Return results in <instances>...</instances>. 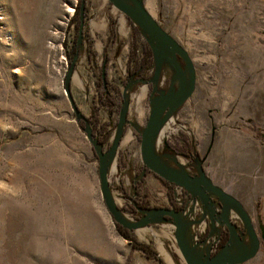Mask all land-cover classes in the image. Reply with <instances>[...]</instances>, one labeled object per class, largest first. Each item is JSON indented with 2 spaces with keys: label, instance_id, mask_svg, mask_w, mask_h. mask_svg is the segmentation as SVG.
I'll return each instance as SVG.
<instances>
[{
  "label": "rangeland",
  "instance_id": "374dc122",
  "mask_svg": "<svg viewBox=\"0 0 264 264\" xmlns=\"http://www.w3.org/2000/svg\"><path fill=\"white\" fill-rule=\"evenodd\" d=\"M95 1L84 0L78 39L79 14L72 21L80 0H0V264H185L172 224H150L125 238L103 199L99 159L86 131L102 154L121 136L107 168L108 186L122 199L115 205L120 213L130 222L140 215L130 208L136 187L151 206L167 207L164 183L149 174L140 180V139L152 102L177 81L165 64L152 82L147 40L107 0L103 8ZM141 2L196 72L194 93L156 133V155L179 167L182 159L190 174L205 171L248 211L264 205V0ZM121 19L127 34L117 26ZM132 51L139 58L151 54L147 80H128ZM105 63L106 81L119 91L111 110L99 98ZM66 83L84 119L74 115ZM244 264H264V248Z\"/></svg>",
  "mask_w": 264,
  "mask_h": 264
},
{
  "label": "water",
  "instance_id": "95a60500",
  "mask_svg": "<svg viewBox=\"0 0 264 264\" xmlns=\"http://www.w3.org/2000/svg\"><path fill=\"white\" fill-rule=\"evenodd\" d=\"M107 1L119 13L130 19L147 40L152 54L154 68L153 78L151 81H157L161 69L165 67V64H168L171 67L170 69L174 71L175 75L173 78L177 81L175 90H170L166 96L153 101L151 104L148 119L140 139V157L143 165L161 180L166 181L169 184H173L179 188H183L192 196H197L207 207V203L210 201L207 192L217 197L222 202L224 207H226V205L232 204V207L237 210L244 222L247 232L246 234L248 236V242L246 243L244 239L240 240L232 226L229 225L224 219L223 223L228 226L230 232V239L228 240L226 246L223 247L215 256L210 257L209 244H206V242L197 243L194 240L195 246H202L204 249L202 253H199V257H194L192 252L195 249L189 247L185 234L186 228L191 224V222H183L181 219L182 215L180 213H176L167 209H154L151 211H146L145 216H143L138 221L128 222L123 220L119 215L120 211L115 208V204L110 198L107 171L105 168V161H112V157H114L116 154L121 136L117 135L111 146V149L107 153L102 154L97 146L99 143L97 141L94 142L90 131H86L88 139L92 143L99 159V182L106 207L113 216L115 223L130 232L135 231L136 229L147 227L150 224H158L159 222L167 221L168 223L172 224L173 228L175 229L173 234L174 240L178 252L180 253V256L185 264H243L248 262L257 253L259 249V241L240 203H238L227 193L213 186L204 176V174H200L199 177L192 178L183 170L180 172L166 167L158 159L154 149V140L157 131L166 123L174 109L184 104L194 93L196 85V72L192 59L189 57L186 50H184L148 14L141 0ZM83 11L84 2L82 1L79 8L80 24L78 30V39L82 38V30L84 25ZM180 61L183 65L180 64ZM74 63L75 55L70 64L69 71L73 69ZM65 95L74 115L77 118L84 119V116L77 109L72 97L70 96L67 83L65 85ZM123 115L124 112L122 113V116ZM120 125L121 123H119V126ZM165 217H169V220H166Z\"/></svg>",
  "mask_w": 264,
  "mask_h": 264
},
{
  "label": "flooded vegetation",
  "instance_id": "af4514ba",
  "mask_svg": "<svg viewBox=\"0 0 264 264\" xmlns=\"http://www.w3.org/2000/svg\"><path fill=\"white\" fill-rule=\"evenodd\" d=\"M105 69H106L105 66H103L101 69V75H100V79L102 81V85L104 88L107 87V82H108L106 81V77H105ZM145 69L143 70L142 73L134 74L132 76L128 75V71H127L128 80H132L136 78L142 81L147 80L146 76L144 75ZM211 139H213V133L211 135ZM210 151H211V148H208L206 150L205 155L203 156L204 162L206 158L208 157V154L210 153ZM198 165H199V162H198ZM188 172H190V168ZM146 174L152 175L153 178H156L157 180H160L162 183H164L165 187L168 188L171 193L168 192L167 193L168 196H166L167 207L166 206L156 207V206H151L149 203L144 201L145 195H143V198H141L139 191H137L138 188L136 187L134 191L135 196L134 198H132L133 205L130 208H131V212L133 213L138 212L140 215L135 220H133V222L138 221L141 219V217L145 216L146 211H151L154 209L172 210L182 215V214L188 213V212H184V210H187V207L189 205L191 206V209H188L187 211H190L189 214H191L190 215V218H191L190 226L199 224L197 225V228L193 232L194 240H196L197 243L206 242V244H209L208 246H209L210 257L215 256L223 247L226 246L228 240L230 239L229 228L225 223H223L224 219L227 221L229 225L232 226V228L235 230V233L239 237L240 240L244 239L246 243L248 242V236L246 234L247 232H246L244 222L242 218L240 217L239 213L237 212V210L234 207H232V204L226 205V207H224L222 202L217 197L207 192V195L209 196L208 198L210 199V201L207 203L208 205L207 207L203 202L200 201V199L197 196H192L187 191H185L183 188H179L173 184H169L166 181L161 180L158 176H156L154 173L146 169L145 166H143V170L141 171V174H140L141 176L140 180H142ZM187 174L192 178L199 177V175L196 173L195 174L187 173ZM204 176L209 180V182L213 186L227 193L232 198H234L238 203H240L242 209L244 210V212L246 213V216L248 217L250 221L253 231L255 232L258 238V241H259L258 251L263 249L264 248V205L258 203L256 205V208L255 209L253 208V211L252 209L248 211V209L244 208V203L232 191H230L229 188L225 189L222 186L215 183V181H213L210 175L206 174L205 171H204ZM200 203L204 205L206 211H204L200 207ZM122 215L123 217H125L124 214ZM165 219L169 220V217H165ZM164 223H168V222L165 221ZM117 226L121 227L120 225H117ZM121 228L127 234L131 233L127 229H124L123 227ZM137 249L142 250L140 248H137ZM257 253L255 255H257Z\"/></svg>",
  "mask_w": 264,
  "mask_h": 264
},
{
  "label": "trees",
  "instance_id": "16d2710c",
  "mask_svg": "<svg viewBox=\"0 0 264 264\" xmlns=\"http://www.w3.org/2000/svg\"><path fill=\"white\" fill-rule=\"evenodd\" d=\"M82 1L84 2V0H80L79 6H78V8H77V10L75 12L74 19L72 21L73 23L78 22L77 21V17H78V14H79V8H80V4H81ZM85 14H86V11H85V8H84V16H85ZM76 25H78V24H76ZM136 54L137 53L132 51L131 54L129 55V59H128L129 62H128L127 71H128V75H131V76L134 75V74L142 73L143 70L146 67H148L149 64H151V59H150L151 55H150V53L143 55L141 58H139L140 56L138 57V55H136ZM69 58H70V56H69ZM104 66L106 68V63H105ZM112 92H114V94ZM118 96H119V91L117 89V86H115L113 84H109L107 82V87L104 88L103 85H102V91H100L99 98H100L101 106L105 107L107 110H111L112 106L117 103ZM101 127H103V126H101ZM117 227H118V230L122 234L123 237L129 238L128 234L126 232H124L121 227H119V226H117ZM135 246H136V248L142 249L145 253L148 252L147 250H149L151 253H153V251H151V249H147V247H145V246H143L141 244H136Z\"/></svg>",
  "mask_w": 264,
  "mask_h": 264
},
{
  "label": "bare ground",
  "instance_id": "6f19581e",
  "mask_svg": "<svg viewBox=\"0 0 264 264\" xmlns=\"http://www.w3.org/2000/svg\"><path fill=\"white\" fill-rule=\"evenodd\" d=\"M95 3H96V5L98 4V5H100L101 3H102V0H96L95 1ZM97 5V6H98ZM101 6H102V4H101ZM102 8H103V6H102ZM68 10V12H71V10L68 8L67 9ZM101 10V9H100ZM116 10V9H115ZM100 18V17H99ZM94 20L96 21L97 19H95L94 18ZM99 20V19H98ZM102 20V19H101ZM101 22V21H100ZM95 24H96V22H95ZM99 25V24H98ZM118 28H119V30L121 31V32H125L126 33V31H127V26L128 25H126V22H125V20L124 19H121L120 20V22L118 23ZM128 32V31H127ZM127 34V33H126ZM82 58H83V56H82ZM171 73V71H170V69L167 67V68H165V70H164V77H167V76H169V74ZM78 79V78H77ZM77 82L80 84V82H79V80H77ZM142 93L143 94H141V95H138L137 94V96H136V100L138 101L140 98H142V96L146 93V89H143V91H142ZM138 105H137V107H136V113H138L137 112V110H138ZM130 136V135H129ZM128 139L129 138H126V140H125V142L126 141H128ZM158 159L166 166V167H168V168H171V167H173V168H180L181 170L182 169H184L183 168V166H184V161L182 160V159H178L179 160V163H180V167H179V165H178V162L175 160V159H172L169 163L168 162H166L163 158H161V157H159L158 156ZM112 163L113 162H111V161H105V168H106V171H107V168L109 167V169H110V167H111V165H112ZM117 171V168L115 167V165H113L112 166V172H116ZM183 171H185V170H183ZM109 195H110V198H111V200L113 201V203L115 204V205H118V204H120L121 202H122V199L120 198V196L118 195V193L117 192H115V191H112L111 190V188H109ZM119 215H120V217L123 219V220H126V221H128V222H130L128 219H126L125 217H123V215L121 214V213H119ZM156 219V218H155ZM182 219V218H181ZM186 221L187 222H189V220L191 219L190 218V215H188L187 214V216H186ZM182 221L183 222H186L184 219H182ZM190 223V222H189ZM197 225H199V224H197ZM197 225H192V226H190V228L189 227H187V228H189L188 230H187V228H186V239H187V242H188V240H189V242L191 243V244H193V242H194V238L192 237V233L194 232V230L197 228ZM163 226V225H162ZM136 230H138V229H136ZM189 244V243H188ZM194 246V245H193ZM201 247V246H200ZM193 248V247H192ZM193 249H195L193 252H192V255L194 256V257H196V256H198L199 257V253H202L203 252V247L202 248H193Z\"/></svg>",
  "mask_w": 264,
  "mask_h": 264
}]
</instances>
